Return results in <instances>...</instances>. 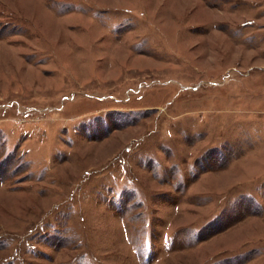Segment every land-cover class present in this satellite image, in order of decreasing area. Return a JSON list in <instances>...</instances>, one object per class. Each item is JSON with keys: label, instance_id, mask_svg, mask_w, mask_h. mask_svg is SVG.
<instances>
[{"label": "rangeland", "instance_id": "rangeland-1", "mask_svg": "<svg viewBox=\"0 0 264 264\" xmlns=\"http://www.w3.org/2000/svg\"><path fill=\"white\" fill-rule=\"evenodd\" d=\"M0 264H264V0H0Z\"/></svg>", "mask_w": 264, "mask_h": 264}]
</instances>
